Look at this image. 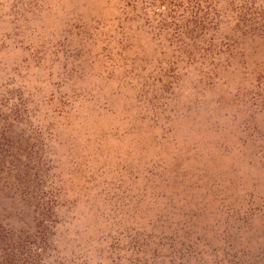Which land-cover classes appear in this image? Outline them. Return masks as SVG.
<instances>
[{
  "label": "rangeland",
  "instance_id": "rangeland-1",
  "mask_svg": "<svg viewBox=\"0 0 264 264\" xmlns=\"http://www.w3.org/2000/svg\"><path fill=\"white\" fill-rule=\"evenodd\" d=\"M0 264H264V0H0Z\"/></svg>",
  "mask_w": 264,
  "mask_h": 264
}]
</instances>
